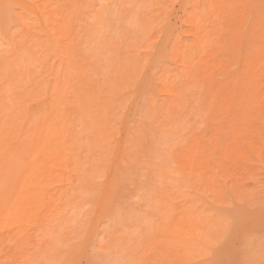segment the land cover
Here are the masks:
<instances>
[{"label":"rangeland","instance_id":"rangeland-1","mask_svg":"<svg viewBox=\"0 0 264 264\" xmlns=\"http://www.w3.org/2000/svg\"><path fill=\"white\" fill-rule=\"evenodd\" d=\"M102 14L104 39L80 47ZM90 62L116 140L96 183L41 148L55 103ZM116 73L131 82L118 86ZM144 75L126 119L118 107ZM143 121L157 134L137 152ZM0 142V264H264V0H0ZM32 187L44 188L40 202L27 200ZM71 203L87 204L85 224L57 235L58 255L49 236Z\"/></svg>","mask_w":264,"mask_h":264},{"label":"bare ground","instance_id":"bare-ground-1","mask_svg":"<svg viewBox=\"0 0 264 264\" xmlns=\"http://www.w3.org/2000/svg\"><path fill=\"white\" fill-rule=\"evenodd\" d=\"M120 4V3H119ZM122 4V3H121ZM120 6V5H119ZM107 16H104V14H102V16H101V23L100 24H98V25H95V26H93V27H91V28H88L86 31H85V36L82 38V39H80L79 41H80V44H79V46L81 47L82 46V44L85 42L86 44H87V46L89 47V49L90 48H92V49H94V50H96V48H97V43L99 42V41H101L102 39H104V35H103V32H104V30H105V27H106V25H108V24H106V22L108 21L107 20ZM154 27V26H153ZM166 28V27H165ZM150 31V30H149ZM163 31V30H162ZM105 33H106V31H105ZM150 34V33H149ZM164 35V34H163ZM105 37H106V35H105ZM84 41V42H83ZM161 41V40H160ZM157 42V41H156ZM158 44V43H157ZM161 44V43H160ZM159 47V49H161V46H158ZM111 49V48H110ZM159 49H158V51H159ZM111 51V50H110ZM95 52V51H94ZM93 52V53H94ZM114 52V51H113ZM69 54L71 55L72 54V52L71 51H69ZM113 54V53H112ZM118 54V53H117ZM73 55V54H72ZM111 55V54H110ZM115 55V54H114ZM97 56V55H96ZM96 56H95V58H96ZM104 56V55H103ZM109 57H111V56H109ZM114 59H115V57H113ZM131 58V57H130ZM112 59V58H111ZM113 59V60H114ZM117 59V58H116ZM119 59V58H118ZM120 59H122V58H120ZM125 59V58H124ZM108 60H110V59H108ZM123 60V59H122ZM128 60V59H127ZM131 60H133V59H131ZM135 60V59H134ZM88 61V60H87ZM121 61V60H120ZM129 61H130V59H129ZM23 64H24V66H25V68H27V69H30V68H32V63H31V61L30 60H28V59H26V60H23ZM89 62V61H88ZM114 62V61H113ZM116 62V61H115ZM115 62H114V64H115ZM131 62V61H130ZM134 62V61H133ZM143 62V61H142ZM152 63L153 61H152V59L150 60V61H147L146 62V64L147 63ZM118 63H119V61H118ZM135 63V62H134ZM150 63V64H151ZM125 64V63H124ZM127 64V63H126ZM149 64V65H150ZM128 65V64H127ZM130 65H132V63L130 64ZM129 65V66H130ZM115 66H118V65H116L115 64ZM144 66V65H143ZM122 68H123V66H121ZM120 67V68H121ZM124 67H125V65H124ZM150 67V66H149ZM126 68V67H125ZM128 68H130V67H128ZM132 68H134L133 66H132ZM115 69V68H114ZM141 69H143V68H141ZM130 69H128V71H129ZM91 71V62H90V64L89 65H84L83 66V74L79 77V78H77L76 79V82H75V85L71 88V90L73 89V91L72 92H70V93H67V94H70V96H68V97H63L62 99H58V101H57V103H55V105H56V107H53V108H55V110H54V115H51V118H50V120L48 121L49 123H51L52 122V124H49L48 126L46 125V124H44L43 126L45 127V128H43L44 130H43V134L45 135V140H44V143L42 144V146H41V148L43 149V148H46V151H47V154L49 155V156H52V155H57V156H60L64 161H72L73 162V164L71 165V166H73L72 167V169L74 170V173H77L78 175H80V176H83L82 177V179L83 178H86V180L87 181H90L91 183L94 181L95 182V180L96 179H98L101 175H102V173H103V171H104V169H105V166L104 167H102L103 165H107V163L111 160V154H112V152L114 151V145H115V143H116V140H115V138L113 137V135H108L107 133H106V130H108V129H106L105 130V128H104V124H105V114H106V112L107 111H109L108 109L107 110H105V108L103 109L102 107H100V104L97 102V99H96V95H97V93L95 92L94 93V91L93 92H90L91 90V88H89L88 87V85H89V79L88 78H86V75L89 73ZM110 71V70H109ZM118 71V70H117ZM67 72H70V68L68 67V71ZM111 72V71H110ZM132 72V71H131ZM146 72V71H145ZM107 73H109V72H107ZM106 73V74H107ZM114 73V72H113ZM118 74H119V71L117 72ZM117 73H116V75L115 74H113V76H112V81L113 82H116L117 84H118V86H121V87H125V82L126 83H130L129 82V78H127V77H125L124 76V74H123V77H125V78H123V79H120L119 78V76L117 75ZM124 73H126V72H124ZM136 73H137V71H136ZM105 74V75H106ZM112 75V74H111ZM141 75V74H140ZM106 76H108V75H106ZM110 76V75H109ZM145 77L144 78H142V79H144V80H142L141 79V81H144V84L147 82V79L148 80H150L149 78H148V76L147 75H144ZM137 77V76H136ZM146 77H147V79H146ZM139 78V77H138ZM146 80V81H145ZM120 81H122V83H121V85H120ZM137 83L134 85V90L132 91V93H133V96H130V97H132V98H127V100H124V102L121 104V106L120 107H118V110H120V112H122V110H123V116L122 117H126V119H129V118H132V117H130L129 115L131 114V108H130V106L132 105V104H134V102L136 101V99H137V97H140V96H142L141 95V93L143 94V92L146 90V87L149 85L148 83H146L145 84V86H141V81H137V80H135ZM134 81V82H135ZM111 82V81H110ZM109 82V83H110ZM140 84H139V83ZM88 83V84H87ZM133 83V82H132ZM47 84V83H46ZM114 84V83H113ZM134 84V83H133ZM43 85H45V84H43ZM42 85V86H43ZM81 86V87H77V86ZM116 85V84H115ZM128 85V84H127ZM83 86V87H82ZM77 87V88H76ZM91 87V86H90ZM133 87V86H132ZM141 87V88H140ZM123 89V88H122ZM66 94V95H67ZM12 96H14V95H12ZM118 96V95H117ZM10 97V96H9ZM9 99V98H8ZM12 99H13V97L12 98H10V103L12 102ZM116 99V98H115ZM16 99H14V101H15ZM118 100H119V98H118ZM137 100H139V98L137 99ZM123 101V100H122ZM9 102H8V104H9ZM137 102V101H136ZM13 103H15L16 104V101L15 102H13ZM145 104H147V103H145ZM144 104V105H145ZM11 105V104H10ZM17 105V104H16ZM14 106V104H13V106H14V108L16 107L17 108V106ZM144 105H143V108H144ZM148 105V104H147ZM5 106H6V103H5ZM116 107V105L114 106V108ZM133 107V106H132ZM147 108H149L148 106H146ZM7 108H8V106H7ZM9 108H10V106H9ZM13 108V107H12ZM13 108V109H14ZM52 108V109H53ZM6 109V107L4 108V110ZM11 109V108H10ZM117 109V108H116ZM146 109V108H145ZM8 110V109H7ZM6 110V111H7ZM111 110V109H110ZM134 110H135V108H134ZM148 110H150V109H148ZM147 110V111H148ZM13 111V110H12ZM15 111H17L16 109H15ZM113 111V110H112ZM151 112V113H150ZM150 112H148V113H150V114H154L153 113V111H150ZM8 113H10V110L8 111ZM114 113V112H113ZM135 113H136V110H135ZM143 113H145L146 114V111L144 110L143 111ZM53 114V113H52ZM118 114V113H117ZM120 114V113H119ZM133 114V113H132ZM132 114H131V116H132ZM112 115V114H111ZM121 115V114H120ZM143 115V114H142ZM141 115V116H142ZM1 116H2V114H1ZM53 116V117H52ZM39 117V116H38ZM145 117V119H149V118H151V116H149L148 114L146 115V116H144ZM36 118L37 117H35V119H33V121H35L36 120ZM3 119V118H2ZM46 119H47V117H46ZM144 119V118H143ZM38 120V119H37ZM105 121V122H104ZM146 122H147V120H146ZM146 122H144L143 121V123L141 124V125H139V129H137V130H135L133 133V135H132V141H134V144H132V146H134L135 148H136V150H137V152L139 151V148L140 147H142V145H141V140L142 141H147L148 140V142H149V145H147V147L148 148H150L151 150H153L154 149V147H153V143H155V142H153L152 143V141H150L151 140V131H150V127H148V125L146 124ZM3 127H4V125H3ZM106 127V126H105ZM110 128V127H109ZM174 128V127H173ZM3 130H5V129H3ZM105 130V131H104ZM110 130H112V129H110ZM154 130H156V128L154 129ZM170 131V130H169ZM168 131V132H169ZM4 132V131H3ZM156 132V131H155ZM154 132V133H155ZM157 132H160L158 135H160L161 136V133H162V135H163V132H161V131H157ZM7 133V131L5 130V133L4 134H6ZM154 133H152V134H154ZM112 134V133H111ZM143 136H142V135ZM155 134H157V133H155ZM158 135H156V136H158ZM150 136V138H148ZM153 136V135H152ZM155 136V135H154ZM159 136V137H160ZM167 136V135H166ZM165 136V137H166ZM136 137H137V140H136ZM154 139V138H153ZM160 140L162 139V137L161 138H159ZM166 139V138H165ZM164 140V139H163ZM167 140H168V138H167ZM131 141V142H132ZM2 142V141H1ZM1 142H0V144H1ZM158 142V141H157ZM142 143H144V142H142ZM150 143L152 144V145H150ZM146 144H147V142H146ZM147 147H146V149H147ZM152 147V148H151ZM168 147V146H167ZM171 147V146H170ZM161 148V147H160ZM165 148V147H164ZM169 149V148H168ZM113 150V151H112ZM135 150V149H134ZM136 150H135V152L134 153H137L136 152ZM149 150V149H148ZM147 150V151H148ZM150 150V151H151ZM147 151H145V153L147 152ZM143 152V151H142ZM168 152V151H167ZM148 153V152H147ZM150 153V152H149ZM129 154H130V152H129ZM137 154H139V153H137ZM137 154H133V155H137ZM151 154H153V153H151ZM129 156V155H128ZM138 156V155H137ZM156 156V155H155ZM130 158V157H129ZM136 158H139V157H136ZM133 159V158H132ZM147 159V158H146ZM138 160V159H137ZM134 161H136V160H134ZM133 161V162H134ZM131 162H132V160H131ZM136 163V162H135ZM159 163V162H158ZM133 164V163H132ZM150 164V163H149ZM88 165V168L89 167H91V171L90 170H88V169H86V166ZM139 165V164H138ZM132 166H134V165H132ZM165 167V166H164ZM132 168V167H131ZM135 168H137V167H135ZM72 170V171H73ZM86 170L87 171H90L91 173H89V174H91V175H89V177H87V175L88 174H85L86 173ZM139 170V169H138ZM130 172H131V170H129ZM134 171V170H133ZM141 171V170H140ZM35 174H37V173H35ZM86 176H85V175ZM151 174V173H150ZM139 175V174H138ZM148 175V174H147ZM162 175V174H161ZM132 176V175H131ZM149 177V176H148ZM145 178V177H144ZM127 179H128V177H127ZM140 179V178H139ZM129 180V179H128ZM136 180V179H135ZM168 180V179H167ZM166 180V181H167ZM175 180H177V179H175ZM83 181H84V179H83ZM130 181V180H129ZM89 182V185H91V183ZM132 182V181H131ZM168 182V181H167ZM170 182H172V181H170ZM41 183V182H40ZM96 183V182H95ZM166 183V182H165ZM180 183V182H179ZM37 184H39V183H37ZM42 184V183H41ZM128 184V183H127ZM137 184V183H136ZM151 184V183H150ZM34 185V184H33ZM35 185H36V183H35ZM132 185V184H131ZM31 186V185H30ZM134 186H135V184H134ZM31 189V190H30ZM44 188H42L41 189V187L39 188L38 187V190H37V188L35 187V189L32 187V188H29L28 190H27V197H28V199H27V197H26V199L27 200H29V201H32V202H35L36 203V201H39L38 200V194H40V190H43ZM133 189V188H132ZM164 189V188H163ZM84 190V189H83ZM86 190V189H85ZM131 190V189H130ZM141 190H142V188H141ZM154 190V189H153ZM134 192V191H133ZM80 193V192H79ZM83 193V192H82ZM147 193V192H146ZM158 193V192H157ZM155 194V193H154ZM79 195V194H78ZM82 195H84V194H81V196ZM161 195V194H160ZM133 196V195H132ZM171 196V195H170ZM136 197V196H135ZM138 197V196H137ZM155 197V196H154ZM81 198V197H80ZM40 199V198H39ZM129 199H132V198H129ZM140 199V198H139ZM160 199V198H159ZM159 199L157 200V201H159ZM24 201H25V196H24V198H21L20 199V201H19V206H22L23 205V203H24ZM41 201V200H40ZM39 201V202H40ZM151 201V200H150ZM167 201V200H166ZM131 202V201H130ZM146 202V201H145ZM161 202V201H160ZM137 203H138V201H137ZM226 203V202H225ZM134 204V203H133ZM139 204V203H138ZM161 204V203H160ZM32 205H33V203H32ZM36 205V204H35ZM87 204L85 203V204H77V203H71L70 205H69V210H68V212L67 213H70V215H69V217L67 218V219H65L64 221H62V222H60V223H58L59 224V226L57 227V230L55 231V233L54 234H52V235H50L49 237L51 238V241H52V243L50 244V248L53 250V251H55L58 255H60L59 253H58V250L61 252V250H63V243L62 242H60V239L58 238L57 239V235H59V234H62V232H66V231H68V232H66V234H71V232L73 231L74 232V230L77 232V233H81L82 232V229L81 228H83L82 226H84L83 224H85V222L84 223H79L80 222V219H81V216H82V213H86L85 211H84V207L86 206ZM136 205V204H135ZM228 205V204H227ZM230 205H232V204H230ZM29 206V205H28ZM126 206V205H125ZM128 207V206H127ZM132 207V206H131ZM131 207H129L130 209V211H131ZM134 207V206H133ZM195 207V206H194ZM202 207V206H201ZM219 207V206H218ZM124 208H126V207H124ZM188 208V207H187ZM232 208V207H231ZM139 209V208H138ZM137 209V210H138ZM158 209V208H157ZM168 209V208H167ZM217 209V208H216ZM126 210V209H125ZM136 210V209H135ZM134 209L132 210L134 213H136V211H135ZM187 210V209H186ZM191 210V209H190ZM212 210V209H211ZM66 211V210H65ZM117 211V210H116ZM123 211V210H122ZM121 211V212H122ZM130 211H128L127 213L128 214H130ZM217 211H219V210H217ZM220 211H222V210H220ZM115 212V211H114ZM119 212H120V209H119ZM123 212H125V211H123ZM132 212V213H133ZM145 212V211H144ZM170 212V211H169ZM214 212H216V211H214ZM118 213V212H117ZM149 213V212H148ZM174 213V212H173ZM189 213V212H188ZM197 213V212H196ZM201 213V212H200ZM225 213V212H224ZM220 214V213H219ZM132 215V214H131ZM160 215V214H159ZM63 216H65L64 214H63ZM216 216V215H215ZM220 216V215H219ZM62 217V216H61ZM60 217V218H61ZM66 217V216H65ZM117 217V216H116ZM128 217H126L125 219H127ZM144 218V217H143ZM165 218H167V216L165 217ZM61 219H63V218H61ZM61 219H59V220H61ZM124 219V218H123ZM129 219H130V217H129ZM129 219L128 220H126V221H129ZM137 219H139L138 217H137ZM132 219H130V221H131ZM158 220V219H157ZM58 221V220H57ZM86 221V220H85ZM138 221V220H137ZM164 221V220H163ZM184 221V220H183ZM201 221H203V220H201ZM231 221V220H230ZM59 222V221H58ZM159 222V221H158ZM232 222V221H231ZM230 222V223H231ZM135 223V222H134ZM133 223V224H134ZM164 223V222H163ZM167 223V222H166ZM229 223V222H228ZM153 224V223H152ZM156 224V223H155ZM176 224V223H175ZM158 225V224H157ZM227 225V224H226ZM153 226V225H152ZM160 226V225H159ZM126 227V226H125ZM127 227H129V226H127ZM228 227V226H227ZM178 228V227H177ZM226 228V227H225ZM197 229V228H196ZM71 230V231H70ZM137 230V229H136ZM159 230H160V228H159ZM223 230V229H222ZM70 231V232H69ZM225 231V230H224ZM76 232H74L76 235H77V233ZM132 232H134V231H132ZM198 232V231H197ZM226 232V231H225ZM144 233H146V231H144ZM192 233V232H191ZM208 233V232H207ZM64 234V233H63ZM62 234V235H63ZM146 234H148V233H146ZM220 234V233H219ZM227 234V233H226ZM55 235V236H54ZM187 235V234H186ZM215 235H217L216 233H215ZM222 235V234H221ZM223 235L225 236V233L223 232ZM208 236V235H207ZM210 236V235H209ZM223 236V237H224ZM128 237H129V235H128ZM127 237V238H128ZM159 237V236H158ZM215 237V236H214ZM223 237H221L220 238V240L223 238ZM73 238V237H72ZM129 238H131V237H129ZM211 238V237H210ZM213 238V237H212ZM59 240V241H58ZM70 240V239H69ZM74 240V239H73ZM219 240V241H220ZM76 241V240H75ZM74 241V242H75ZM128 241V240H127ZM216 241V240H215ZM219 241H216L217 243L219 242ZM60 242V243H59ZM129 242V241H128ZM179 242V241H178ZM61 243H62V245H61ZM126 244H127V242H126ZM125 244V245H126ZM216 244V243H215ZM220 244H221V242H220ZM219 244V245H220ZM64 245H65V243H64ZM124 245V246H125ZM128 245H130V244H128ZM63 246V247H62ZM173 246V245H172ZM68 247V246H67ZM135 247V246H134ZM182 247V246H181ZM217 247V246H216ZM60 248V249H59ZM62 248V249H61ZM124 248V247H123ZM125 248H127V247H125ZM213 248H215V247H213ZM51 249L50 250H48V252H49V254H50V256L51 255H53V251H51ZM134 248H132V250H133ZM136 249V248H135ZM196 249V248H195ZM145 250V249H144ZM197 250V249H196ZM211 250H213V249H211ZM123 251V250H122ZM146 251V250H145ZM210 251V250H209ZM208 251V252H209ZM120 253V250H118L117 251V253ZM130 252V251H129ZM135 252V251H134ZM61 253H63V252H61ZM68 253V252H67ZM127 253H128V251H127ZM131 253V252H130ZM196 253V252H195ZM55 254V253H54ZM122 254V253H121ZM140 254V253H139ZM113 255V254H112ZM114 255H116V254H114ZM114 255H113V257H114ZM129 255V254H128ZM132 255V254H131ZM208 255V254H207ZM210 255V254H209ZM54 256V255H53ZM52 256V257H53ZM108 256V255H107ZM119 256V255H118ZM118 256H116V257H118ZM125 256V255H124ZM130 256V255H129ZM134 256V255H133ZM196 256V255H195ZM202 256V255H201ZM205 256V255H204ZM57 256H54V258H56ZM64 257V256H63ZM113 257H112V259H113ZM120 257V256H119ZM132 257V256H131ZM51 258V257H50ZM133 258V257H132ZM140 258V257H139ZM208 258V257H207ZM58 259V258H57ZM111 259V260H112ZM122 259V258H121ZM131 259V258H130ZM134 259V258H133ZM48 260H50V259H48ZM52 260V259H51ZM105 260V259H104ZM116 260H117V258H116ZM119 260V259H118ZM136 260V259H135ZM114 261V260H113ZM123 261V260H122ZM143 261V260H142ZM47 262V261H46ZM50 263H51V261H49ZM54 262V261H53ZM52 262V263H53ZM116 262H118V261H116ZM112 263V262H111ZM124 263V262H123ZM126 264V263H125Z\"/></svg>","mask_w":264,"mask_h":264}]
</instances>
